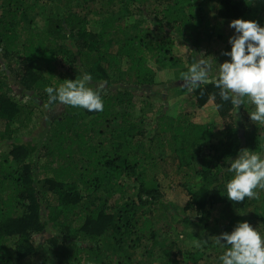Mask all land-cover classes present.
I'll use <instances>...</instances> for the list:
<instances>
[{
    "label": "trees",
    "instance_id": "trees-1",
    "mask_svg": "<svg viewBox=\"0 0 264 264\" xmlns=\"http://www.w3.org/2000/svg\"><path fill=\"white\" fill-rule=\"evenodd\" d=\"M25 1L0 0V54L7 62L0 70V264H24L41 253L48 256L41 264H202L205 258L213 264L212 257L218 264L225 250L221 245H203L185 255L176 240L185 226L206 233L219 205L233 211L224 232L242 221L264 231V190H258L257 198L234 202L225 189L231 176L224 170L230 167L228 157L235 159L243 148L264 155V124L250 120L253 105L246 99L236 110L231 101H223L211 82L214 75L191 89L199 109L213 102L223 120L220 137L213 139L210 125L180 116L152 124L145 117L148 100L133 92L156 85L158 71L166 68H176L175 79H183L175 44L198 55L208 25L205 9L212 0H120L121 20L131 22L118 25L119 15L96 11L98 0H81L75 11L51 18L45 9L57 0H33L27 13ZM35 11L46 18L43 31L30 19ZM91 13L107 16L98 29L90 28ZM218 17L262 26L264 0H220ZM23 22L28 29L22 33ZM63 73L79 78L89 73L90 86L101 92L103 111L63 105L62 117L50 120L44 114V120L35 121L39 133L31 131L26 136L32 140H24L22 116L30 111L26 119L31 122L32 109L41 108L29 93L46 107L59 104L48 105L44 89L64 82ZM188 89L178 88L179 94ZM19 96H26L30 107ZM138 101L143 104L139 113ZM169 133L171 138L163 137ZM189 134L194 135L191 146L186 145ZM171 141L178 146L179 167L188 169L190 178L184 184L189 199L175 221L165 211L172 212L173 206L149 174L150 164L159 159L153 150L163 155ZM131 191L134 197L127 196ZM248 208L252 216L245 218ZM182 226L174 239L168 236L171 228ZM49 232L51 237L40 242ZM128 248H140L142 255L138 260L125 256Z\"/></svg>",
    "mask_w": 264,
    "mask_h": 264
},
{
    "label": "rangeland",
    "instance_id": "rangeland-1",
    "mask_svg": "<svg viewBox=\"0 0 264 264\" xmlns=\"http://www.w3.org/2000/svg\"><path fill=\"white\" fill-rule=\"evenodd\" d=\"M33 0H26L24 4V8H29L28 5L31 6ZM81 0H57L55 3L51 1L47 6L45 11L46 16L48 18H51L52 16L58 15H64L66 14V11L71 9V11L75 8L78 9L79 4ZM110 0H98L96 4L94 5L95 9L99 13H104L105 11H109L111 15H119L120 21L117 22L115 19V23L118 24H127L128 22H131V20L125 18L121 20L122 13L121 11V5L120 0H113L114 2H111L109 4ZM219 3L220 0H212L210 5L205 9V17L208 22L206 31L204 32V36L202 37V43L199 48L198 55L203 56L208 55L212 57H208V59L213 61V64L215 66V59L217 63H223L225 60L229 59V57L223 55L225 51H230L231 46L228 43L229 37H231L234 34V29L230 28V22L232 20H223L218 17V11H219ZM81 8V7H79ZM26 13L28 10L25 11ZM82 14H85L83 11H81ZM109 13V14H110ZM119 13V14H118ZM1 14V12H0ZM45 16V15H44ZM106 18L107 16L95 15L91 13V15L88 17L90 22V28L98 29L97 26L101 18ZM34 25L37 29L42 30L46 28V18L40 16V14L37 13V11L34 12L32 18ZM149 19V17H147ZM20 20L18 17L17 22ZM29 19L25 20L24 22L27 23ZM146 21V20H145ZM20 24V31L23 33V31L27 30L28 27L25 23ZM146 24L148 25L149 22ZM264 26V25H262ZM35 28V27H30ZM19 31V30H18ZM24 39V38H23ZM174 56L179 60L182 61V64H184L183 69L186 71V69L190 66V63L192 62L193 57L191 52L182 46L180 43H176L174 47ZM203 53V54H201ZM7 62L4 60V57L0 54V70L5 69V64ZM176 68H166L165 70H159L157 75V84L154 86H146V87H140L133 90L136 96L141 97V99H147V107L145 111V117L150 118V122L152 124H161L167 122L169 118H173L174 120L179 119V116L182 117L184 120L189 119L193 124L196 125H210L215 131V134L213 135L214 138L220 137V132L223 129L224 123L223 120L219 117L218 112L216 110V107L213 102H209L203 109H199L196 104L194 97L192 96L191 89H188L184 85L183 79H175V70ZM182 73V71L180 72ZM179 75V73L177 74ZM214 74L210 75L213 76ZM63 78L65 80H75L76 78H79L75 74H67L63 73ZM53 85H57L59 83L57 76L52 80ZM64 82H61L63 84ZM55 85V86H56ZM59 85V86H60ZM57 86V87H59ZM179 89H185L187 88L189 91H187L184 94H179ZM16 89V87L14 88ZM21 98V99H20ZM32 98L33 101L38 102L40 104L41 108H33L32 109V119L31 122H29L26 117L30 115V111H26V115L22 116L20 120V124L23 125L24 128L20 130L21 135L24 140H32L31 136H26L27 134H30L31 131L33 133L31 135H36V133H39L40 128H36V122L39 120H44L42 117L46 116L47 119L55 118L57 116L62 117L63 114L66 112V108L63 106V104L59 103L56 104L53 107H46L44 102H40L39 97L35 95L34 93H29V97ZM26 96H19L17 100H21L23 105H27L30 107V103L27 101L28 99ZM142 101V100H140ZM138 101L136 106V111L139 113L141 107L143 104ZM252 105V104H251ZM32 106V104H31ZM254 107V106H253ZM172 120H170L171 122ZM29 122V123H28ZM159 122V123H158ZM168 123V122H167ZM18 126V124H17ZM15 127V125H14ZM193 130V129H191ZM164 138H171L170 133L169 134H163ZM182 137L178 138V142H180ZM188 144L186 145H192L194 142V135L189 134L188 139L186 141ZM176 143V142H175ZM173 141L171 143H168L166 145L167 148H163L164 154L162 155V152L158 149H154L153 153L155 157H159L157 162H152L149 167L150 171V177H153L157 180L158 188L161 191L162 194H164V201H166L169 205H172V212L170 210H165L170 213L171 220H179L178 217H182L183 215V207L187 203L189 196L184 189V184L187 183V181L190 180V178L187 176L189 173L188 169H183L179 167L176 155H175V148L178 147ZM155 163V164H154ZM121 166V165H120ZM124 168L126 167L125 164H123ZM140 168V167H138ZM199 179H194L192 182H197ZM127 193V191L125 192ZM118 193L116 196H114L111 199V203L114 202L116 199ZM124 195V194H122ZM99 196H105V193H101ZM127 196L134 197V193L131 191L127 194ZM126 196V197H127ZM233 211L231 210V207H228L226 205H219L216 207V209L213 211L211 220H210V228L205 233L204 229L201 227H189L185 226L186 232L184 234H181L177 238V244L181 248L183 254H187L190 250H195L197 248H201L203 245H216L215 236H219L221 233H223L226 229V226L229 222V219L231 218V213ZM164 212L159 213V215H163ZM245 218H250L252 216V210L246 209L243 212ZM173 223V222H172ZM183 229L179 227L177 228H171L168 232V236L171 239H174L177 236V233L181 232ZM47 238L51 237V232L45 233L44 235H41L40 242L45 241ZM37 238V236H36ZM38 239V238H37ZM45 239V240H44ZM39 240V239H38ZM220 246V245H218ZM222 248V246H221ZM142 249H126L124 255L125 256H132L135 260H138L140 258V255H142ZM120 255V254H119ZM48 256L41 253L38 254V256L32 257L28 261H26L24 264H41L45 259H47ZM213 258V264H214V257ZM202 264H211V261L209 259H204L202 261Z\"/></svg>",
    "mask_w": 264,
    "mask_h": 264
},
{
    "label": "clouds",
    "instance_id": "clouds-1",
    "mask_svg": "<svg viewBox=\"0 0 264 264\" xmlns=\"http://www.w3.org/2000/svg\"><path fill=\"white\" fill-rule=\"evenodd\" d=\"M234 34L229 37V57L223 63L197 55L182 72L185 87L195 89L211 80L219 89L223 101H231L238 108L249 101L254 109L249 112L255 124H264V26L255 20L234 19L230 22ZM203 54V53H201ZM92 76L84 73L75 80H65L59 87L46 86L48 105L59 102L66 106L103 111L104 101L99 89L90 86ZM47 106V105H46ZM231 173L225 184L227 199L241 202L245 198H257L258 190H264V155L248 148L241 149L236 158L228 157ZM216 243L225 250L218 257V264H264V231L247 221L238 222L231 232L215 236Z\"/></svg>",
    "mask_w": 264,
    "mask_h": 264
}]
</instances>
